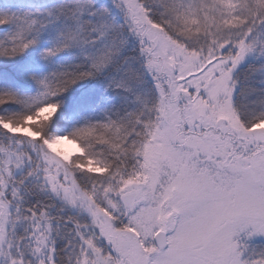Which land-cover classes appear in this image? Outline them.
<instances>
[{
	"label": "snow or ice",
	"instance_id": "1",
	"mask_svg": "<svg viewBox=\"0 0 264 264\" xmlns=\"http://www.w3.org/2000/svg\"><path fill=\"white\" fill-rule=\"evenodd\" d=\"M0 264H264V0H0Z\"/></svg>",
	"mask_w": 264,
	"mask_h": 264
},
{
	"label": "rangeland",
	"instance_id": "2",
	"mask_svg": "<svg viewBox=\"0 0 264 264\" xmlns=\"http://www.w3.org/2000/svg\"><path fill=\"white\" fill-rule=\"evenodd\" d=\"M59 147L63 148L67 152H74L76 149V146L74 144H71L67 141L63 142Z\"/></svg>",
	"mask_w": 264,
	"mask_h": 264
}]
</instances>
